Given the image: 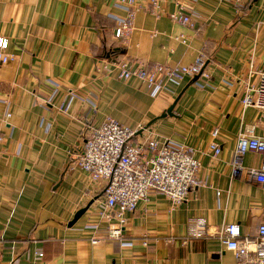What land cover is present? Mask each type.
I'll return each mask as SVG.
<instances>
[{"label":"crops","instance_id":"obj_1","mask_svg":"<svg viewBox=\"0 0 264 264\" xmlns=\"http://www.w3.org/2000/svg\"><path fill=\"white\" fill-rule=\"evenodd\" d=\"M135 3L124 40L115 30L128 10L116 0H0V37L13 55L0 60V264H228L237 257L220 238L225 225L239 224L241 240L258 235L264 191L230 163L240 134L264 137V110L242 103L264 70V0H160L159 11ZM180 8L191 24L171 18ZM201 52L211 77L167 81L156 97L144 80L119 77L121 61L188 65ZM171 105L173 115L153 121ZM107 117L201 161V186L179 206L152 192L126 214L122 240L107 237L116 220L101 216L103 187L74 163L89 127ZM196 217L213 235L188 238Z\"/></svg>","mask_w":264,"mask_h":264},{"label":"built area","instance_id":"obj_2","mask_svg":"<svg viewBox=\"0 0 264 264\" xmlns=\"http://www.w3.org/2000/svg\"><path fill=\"white\" fill-rule=\"evenodd\" d=\"M128 10V15L116 27L115 35L127 40L133 29V21L137 11L135 0H116ZM156 11L160 10V0H151ZM179 2V0H176ZM171 18L184 24H191V19L179 11L171 13ZM9 39L0 37V60L4 63L13 58L6 54ZM119 77L130 79L138 77L148 84V92L152 97L158 96L165 88L167 81L178 82L184 77L200 75L211 77L208 69L207 55L201 52L192 64H138L127 61L118 65ZM258 86L250 89L243 98L244 106H254L264 110V70L258 72ZM96 109V107H94ZM144 129H134L107 117L100 126H91L84 138L81 155L74 161L75 165L85 170L91 180L103 188V209L101 216L108 221L116 220L108 228L109 239L122 240L123 228L126 226L127 213L135 211L139 201L147 199L152 192L166 195L175 206L182 204L191 190L201 186L199 173L201 161L195 156L193 148L170 143H161L153 136V132L144 133ZM218 129L213 131L216 137ZM141 136V141H135ZM0 131V143L2 141ZM217 157L222 148L214 139L210 143ZM247 153L260 155L259 166H245ZM234 176L246 173L253 178L264 191V137L253 134H240L236 150L231 160ZM222 242L237 257L236 263L228 264H264V222L259 225L258 235L254 238L240 239L239 224H227L219 232ZM189 239L207 238L209 223L205 217L193 218L188 228ZM101 240L94 238L93 243ZM187 241V240H186ZM42 255V254H40Z\"/></svg>","mask_w":264,"mask_h":264},{"label":"water","instance_id":"obj_3","mask_svg":"<svg viewBox=\"0 0 264 264\" xmlns=\"http://www.w3.org/2000/svg\"><path fill=\"white\" fill-rule=\"evenodd\" d=\"M198 76V75H197ZM173 108H174V105H171L162 115H160L159 117H157V118H155L153 121H155V120H157V119H161V118H164V117H167V115H173ZM152 124V122L151 123H149L148 125H147V127L149 126V125H151ZM93 203V201L92 202H90L86 207H84V208H82V209H80L77 213H76V215H75V218L72 220V222L70 223V225H72V224H74L87 210H88V208L91 206V204Z\"/></svg>","mask_w":264,"mask_h":264}]
</instances>
